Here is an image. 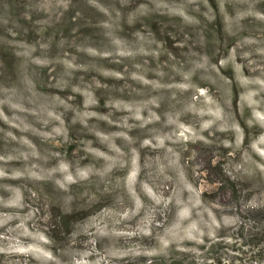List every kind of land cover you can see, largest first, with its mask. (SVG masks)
Listing matches in <instances>:
<instances>
[{"label": "rangeland", "instance_id": "rangeland-1", "mask_svg": "<svg viewBox=\"0 0 264 264\" xmlns=\"http://www.w3.org/2000/svg\"><path fill=\"white\" fill-rule=\"evenodd\" d=\"M250 230L264 0H0V264H264Z\"/></svg>", "mask_w": 264, "mask_h": 264}, {"label": "trees", "instance_id": "trees-1", "mask_svg": "<svg viewBox=\"0 0 264 264\" xmlns=\"http://www.w3.org/2000/svg\"><path fill=\"white\" fill-rule=\"evenodd\" d=\"M241 238L243 239L244 243H256L260 240H264V230H250L247 232L246 235H241ZM220 245H222L220 243ZM232 249L234 250V256L226 258L223 260V258L220 257H214L209 260V262H205L203 264H245L243 262L244 260V251L240 249V247H237L236 244L232 245ZM240 249V250H239ZM251 259L253 260H262L264 259V250H258L253 255H251ZM148 264H153V262L150 260ZM162 264H183L181 262L176 261H169V262H163ZM195 264V263H193Z\"/></svg>", "mask_w": 264, "mask_h": 264}]
</instances>
